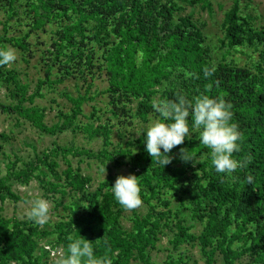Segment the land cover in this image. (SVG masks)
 <instances>
[{"label": "trees", "instance_id": "obj_1", "mask_svg": "<svg viewBox=\"0 0 264 264\" xmlns=\"http://www.w3.org/2000/svg\"><path fill=\"white\" fill-rule=\"evenodd\" d=\"M240 1L234 0L224 12L222 37L215 47L206 42L201 27L190 16L178 15L181 7L175 0H0L5 20L0 48H6L4 44L8 43L23 52L28 49L27 38L33 32L52 25L49 32L56 38L45 51L49 58L43 64L44 80L39 81V85L43 82L50 85L63 78L87 83L84 96L71 100L74 106L71 115L61 114L62 121L48 128L41 122L42 116L36 109L22 104L27 85L18 84L14 69L3 65L0 66V80L6 85L13 84L10 93L19 99L15 105L0 104L1 111H11L29 119L45 132L69 128L91 89L86 76L92 79L95 69V72L105 71L107 83L96 95L106 97L114 117L125 118L124 109L133 101H136V108L132 115L145 121L150 112L152 119L156 117L151 108L154 99H175L176 95L191 99L208 95L231 104L233 122L241 133L240 150L234 153L240 166L231 176H224L211 166L206 155L209 150L198 143V134L175 146L169 153L170 163L163 168L145 151L142 134L127 140L123 147L117 144L108 150L113 145L108 125L91 129V134L101 137L102 148L96 153L85 149L80 152L113 161L114 165L122 162L129 165L140 182L141 199L149 205L151 213L139 215L131 209L130 229L123 228L119 217L126 209L115 201L110 190L115 178L109 177L93 192L83 191L82 182L87 179L72 176L68 167L65 185L71 184L82 192L77 200L66 206L69 211L66 221L52 225L51 246L61 247L62 255L66 252L69 235L82 236L93 244L97 256L110 257L111 264H127L131 259L151 264L146 252L148 248L154 249L157 235L163 233V228L172 233L173 249L193 239L182 218L162 223L167 213L157 212L149 203L151 198L167 189L174 192L173 196L181 205L184 198L178 193L188 195L191 216L203 222L195 238L206 264L212 263L215 251L221 253L224 264H233L245 252H249L255 262L264 264V25L253 26L252 17L247 13L242 15ZM188 2L210 7L208 0ZM16 9H21L20 14ZM13 17L26 21L28 30L22 36H7V24ZM243 46L256 49L255 55L248 57L247 65L239 67L232 59L225 60L232 51H239ZM214 49L223 51L221 60H213ZM137 53L142 54L139 63ZM95 57H98L99 66L94 63ZM52 71L56 72L52 74ZM205 71L210 74L205 75ZM52 75L54 80L50 79ZM39 88L35 94L39 93ZM119 110L123 116L117 115ZM181 148L192 149L197 157L201 154L202 164L182 161ZM70 150L57 147L54 152L63 154ZM49 156L42 153L34 160L21 161L20 168L17 167L20 158L8 163L6 175L0 179V197L12 196L6 181L27 184L40 166L48 169L55 179L59 178L53 169L56 163L48 160ZM189 169L191 173L187 174ZM187 175L192 178L188 180ZM248 176L252 177L251 184L245 179ZM181 184L187 188L182 190ZM47 185V190L53 191L55 184ZM142 186L148 193L143 192ZM104 188L106 190H102ZM46 234L47 230L40 232V235ZM37 235L36 227L29 220L22 223L0 218V264H43L41 258L47 257L48 251L38 247ZM234 240L242 243L232 248Z\"/></svg>", "mask_w": 264, "mask_h": 264}, {"label": "rangeland", "instance_id": "obj_2", "mask_svg": "<svg viewBox=\"0 0 264 264\" xmlns=\"http://www.w3.org/2000/svg\"><path fill=\"white\" fill-rule=\"evenodd\" d=\"M188 1L175 0L181 7L178 15L190 16L201 27L206 42L216 47L222 37L221 23L224 12L232 6L234 0H208L210 6L208 9L202 7L201 3L190 4ZM240 6L243 10L242 15L247 13L252 17L253 26L261 27L264 25V0H241ZM20 11L21 9H16L18 14H20ZM2 15V11H0V34L3 28L2 23L5 21ZM7 25L9 26L7 36H22L28 30L25 20L18 21L14 17L8 21ZM50 29H53L52 25H47L43 30L33 32L27 38L29 47L23 52L8 43L4 44L6 48H11L16 55V60L6 65V68L14 69L15 80L18 84L27 85L26 99L22 103L23 106L36 109L37 113L42 116L41 122L48 128L62 121L61 114L71 115L74 110L71 100L84 96L87 87L86 82L72 78H63V80L50 85L45 82L39 85L38 82L44 80L45 67L43 64L49 58L48 53H45V51L51 47L52 39L56 38L54 34H50ZM238 50L236 52L232 51L225 60L232 59L241 67L248 64V57L254 56L256 49L243 46ZM222 53L223 51L214 49L212 52L213 60H221ZM97 58L95 57L94 63L99 66L100 62ZM94 70L92 79L90 76H86L87 81L91 83V89L80 105V113L77 114L75 122L69 128L61 131L45 132L33 125L29 119L11 111L3 112L0 110V179L6 175L8 163L14 162L17 158H20L17 163L19 168L22 165L21 161L34 160L42 153L50 155L48 160L56 163L53 169L59 178L55 179L48 169L40 166V169L34 172L27 184H19L13 180L6 181L5 185L10 187L12 196L0 197V218L14 219L22 223L28 221L26 214L33 199L42 197L49 202V220L42 226L33 223L38 232L36 239L38 247H43L48 251V256L41 258L43 264H56L57 259L62 255L61 247L53 248L51 246L53 243V235L50 233L52 225L66 221L65 216L69 213L66 206L77 200L82 192L71 184L65 185V171L67 168H70L72 176L79 175L80 178L87 179L82 182L81 190L89 192L97 190L100 184L106 182L109 177L116 179L119 175L132 174L129 165L124 162L120 165H114L113 161H104V159L80 152L81 149H85L96 153L102 148L101 137L91 134L90 130L107 124L110 128L109 140L113 144L107 149L111 150L117 144L123 147L127 140L139 137L143 126L153 116L150 112L148 119L141 121L139 117L132 115L136 108V101H133L130 106L124 109L125 118L114 117L107 105L106 97L96 95L107 86L104 76L105 71L99 72L97 70L95 72ZM55 72L52 71V74ZM50 79L54 80L55 76L52 75ZM38 86H40L39 93L35 94L34 91ZM13 87V84L6 85L0 80V104H17L19 97H13L10 93ZM28 96L32 98L29 100L27 99ZM93 108L94 113H92ZM121 112L119 110L117 115L123 116ZM57 147L71 148V150L63 154L55 153L54 149ZM175 154H172V157ZM102 163H105V165H102ZM104 170L105 173L103 174ZM40 171L44 174H41ZM190 173L191 170L189 169L187 174ZM187 176L188 180L192 178L190 175ZM48 183L55 184L53 191L47 190L49 188ZM180 187L182 190L187 188L184 184H181ZM142 188L145 187L142 186ZM102 190H106V188ZM143 192L148 193L147 188ZM173 195V191L166 189L156 198H151L149 203L156 207L157 212L167 213L161 221L162 223L164 220L174 222L182 218L185 227L188 228V233L193 236V239L173 249L170 243L172 233L168 228H163V233L157 235L154 249H147L148 260L151 264H206L195 238L201 232L203 222L191 216L187 204L188 195L178 193L179 197L184 198L183 205ZM148 207L149 205L142 200L141 206L135 208V211L139 215H145L151 213ZM132 215L131 210H125L121 214L119 223L123 228L130 229ZM44 230H47L48 234L40 235V232ZM241 243L242 241L234 240L232 248L239 246ZM127 264L143 263L131 259ZM211 264H224L219 251L214 252ZM233 264L263 263L255 262L254 257L249 252H245L238 256Z\"/></svg>", "mask_w": 264, "mask_h": 264}, {"label": "clouds", "instance_id": "obj_3", "mask_svg": "<svg viewBox=\"0 0 264 264\" xmlns=\"http://www.w3.org/2000/svg\"><path fill=\"white\" fill-rule=\"evenodd\" d=\"M141 55L137 53L138 63ZM15 60L16 55L11 48H0V66ZM209 74V71H205V75ZM151 108L156 117L143 126L140 134L151 160L154 159L163 168L170 163L171 150L197 134L198 143L209 150L206 155L217 174L231 176L240 166L234 153L240 150L241 133L233 122L231 104L223 98L199 95L189 99L176 95L175 99H154ZM179 152L182 161L202 164L200 153L197 157V153L187 148H181ZM245 179L247 184L252 183L251 176ZM110 190L115 201L126 210L142 204L140 182L133 174L119 175ZM49 215V202L42 197L31 201L26 214L29 221L40 226L49 220ZM67 240L66 252L57 259L56 264H111L110 257L97 256L93 244L82 236L69 235Z\"/></svg>", "mask_w": 264, "mask_h": 264}]
</instances>
